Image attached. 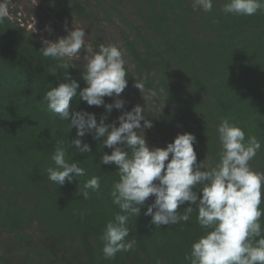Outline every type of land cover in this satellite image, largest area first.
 <instances>
[{
  "label": "trees",
  "instance_id": "1",
  "mask_svg": "<svg viewBox=\"0 0 264 264\" xmlns=\"http://www.w3.org/2000/svg\"><path fill=\"white\" fill-rule=\"evenodd\" d=\"M37 1L46 5L43 12L50 20L53 14L93 24L99 33L101 26L112 30L111 43L118 40L127 62L123 109L106 113L104 106H89L77 96L70 112L94 113L97 123L107 115L104 123L118 126L122 112L139 104L155 131L145 136L149 146L166 147L177 134L193 133L197 162L205 167L219 161L217 127L228 118L246 138L255 135L261 141L249 163L264 172V10L251 16L225 14L226 0H214L208 13L194 10L193 0ZM37 8L42 9L37 5L27 11L42 20ZM42 47L16 16L0 23V264H189L185 255L203 234L196 212L188 222L155 227L144 215L154 197L129 220L127 239L136 240L134 247L104 259L100 236L119 211L110 195L118 171L100 163L103 153L112 151L102 146L105 137L96 139L93 131L81 138L91 153L81 154L74 144L68 148V158L79 161L87 175L63 185L48 179L45 169L53 165L56 147L77 137L76 128L50 112L43 100L51 87L65 81V70L55 69L56 61L43 57ZM73 63L77 67L67 71L79 91L86 87L84 69ZM144 77L156 97L134 86ZM115 99L104 97L106 104ZM92 176L101 177L100 189L83 199L78 191ZM180 207L182 213L188 204Z\"/></svg>",
  "mask_w": 264,
  "mask_h": 264
},
{
  "label": "clouds",
  "instance_id": "2",
  "mask_svg": "<svg viewBox=\"0 0 264 264\" xmlns=\"http://www.w3.org/2000/svg\"><path fill=\"white\" fill-rule=\"evenodd\" d=\"M214 0H193L194 10L206 13L213 9ZM10 0H0V23L9 15ZM264 10V0H226L222 11L225 14L255 15ZM35 23V21H34ZM66 36L55 41H44L40 52L45 58L56 61L55 69H64L65 81L51 87L44 96L47 108L60 119L69 121V128H76V137L71 143L59 144L51 156L53 165L48 166V179L57 185L87 175L79 161L69 159L68 148L75 145L81 154L91 153V147L82 142V137L94 131V138L103 140L104 152L100 163L115 165L119 179L113 182L112 203L119 211L109 220L100 236L103 242L104 259H114L117 253L128 252L135 239L130 235L129 220L138 217L149 197L153 202L144 215L151 217L155 227L188 222L196 212V221L203 234L195 240L190 252L185 255L189 264H264V172L254 170L250 161L261 150V141L228 118L217 127L221 145L219 161L213 167L197 162L193 133L177 134L166 147H151L144 130L151 128L152 121L145 117V108L135 105L118 117V126L99 123L94 113L72 111L70 101L79 97L89 106H104L106 113L113 108L123 109L119 99L127 87L126 60L123 51L116 45L86 43L85 28L68 30ZM83 53L86 63L81 73L86 87L71 78L69 67ZM55 75L56 70L50 72ZM147 77L135 80L134 86L150 97H156L155 89H146ZM115 97L114 103L106 104L104 97ZM143 121V124H141ZM99 163V164H100ZM100 176H92L78 191L83 199L91 192L99 191ZM197 186L199 190H197ZM199 193V194H198ZM187 203L181 213L180 206ZM193 205L195 207H193Z\"/></svg>",
  "mask_w": 264,
  "mask_h": 264
},
{
  "label": "rangeland",
  "instance_id": "3",
  "mask_svg": "<svg viewBox=\"0 0 264 264\" xmlns=\"http://www.w3.org/2000/svg\"><path fill=\"white\" fill-rule=\"evenodd\" d=\"M37 5L42 7L41 10L37 8V11L40 12L43 15V19L39 20L35 16L33 17L31 13L29 14L27 11L28 8L31 7H37ZM9 8V15L12 16V18H15V16L18 18V21H20L22 24L26 25L28 29H31L35 34H37L38 38L44 42V41H55L60 37L66 36L68 32L66 31V27L68 30H71L73 27L85 28L86 31V43L87 42H97L99 44H106V45H116L119 46L118 40L115 42V44L111 43L112 40V30L111 32L108 31V28L106 26H101V29L103 33H99L94 28L93 24H88L87 22H81L79 20H60L57 19L53 14H50L52 19H48L43 11H48L46 5H42L38 3L37 0H10V3L8 4ZM15 14L13 15V13ZM35 21V23H34ZM78 64H80L82 67L86 63V61L83 58V53L81 54L79 59H75ZM131 93H128L127 95L132 97L130 95ZM117 99V98H116ZM119 99H122L124 102H127V97L125 94V90L123 93H121V96ZM124 111H130L129 109H125ZM143 124V122H141ZM144 134L146 137H152V135H155V131L152 128H148L144 130Z\"/></svg>",
  "mask_w": 264,
  "mask_h": 264
}]
</instances>
